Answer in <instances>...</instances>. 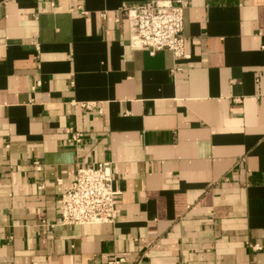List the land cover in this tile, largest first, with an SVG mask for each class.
<instances>
[{
  "label": "crops",
  "instance_id": "0c3cea01",
  "mask_svg": "<svg viewBox=\"0 0 264 264\" xmlns=\"http://www.w3.org/2000/svg\"><path fill=\"white\" fill-rule=\"evenodd\" d=\"M146 1L0 0V264H264V0H188L185 57L128 46ZM102 161L116 220L62 224Z\"/></svg>",
  "mask_w": 264,
  "mask_h": 264
},
{
  "label": "built area",
  "instance_id": "2783aa9c",
  "mask_svg": "<svg viewBox=\"0 0 264 264\" xmlns=\"http://www.w3.org/2000/svg\"><path fill=\"white\" fill-rule=\"evenodd\" d=\"M187 6L188 0H148L142 4L122 7L129 25L128 46L146 50L150 55L158 50H168L175 57H185L183 30ZM39 84L38 80L32 89ZM81 106L90 109L95 103L83 102ZM82 135V132L76 131L69 141L77 144ZM33 166L36 170L41 169L39 161H34ZM118 192L113 187L110 161L78 167L60 197V222L70 225L114 222L119 213L114 205ZM249 245L254 250L263 249L259 243ZM121 261L122 258L114 259L110 264H119Z\"/></svg>",
  "mask_w": 264,
  "mask_h": 264
}]
</instances>
